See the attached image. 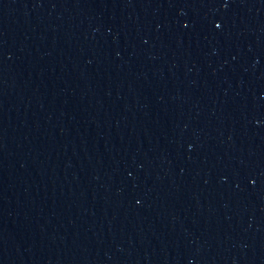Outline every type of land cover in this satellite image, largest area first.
Listing matches in <instances>:
<instances>
[{"label":"water","instance_id":"obj_1","mask_svg":"<svg viewBox=\"0 0 264 264\" xmlns=\"http://www.w3.org/2000/svg\"><path fill=\"white\" fill-rule=\"evenodd\" d=\"M0 264H264V0H0Z\"/></svg>","mask_w":264,"mask_h":264}]
</instances>
